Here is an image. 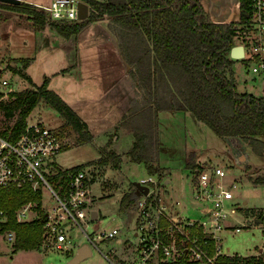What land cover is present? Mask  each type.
<instances>
[{"label": "trees", "instance_id": "1", "mask_svg": "<svg viewBox=\"0 0 264 264\" xmlns=\"http://www.w3.org/2000/svg\"><path fill=\"white\" fill-rule=\"evenodd\" d=\"M87 14L80 20L57 21L31 2L17 4L0 1V7L12 9L29 20V27L41 29L48 25L59 35H76L85 25L107 17L108 29L117 39L134 96L122 124L131 127L134 135L127 155L131 161L143 163L154 173L159 156L158 112L180 110L192 114L196 120L207 125L221 138L236 137L251 147L257 155L264 154V94L254 95L247 90H238L234 74L237 60L230 57L235 45V22H214L200 0H86ZM247 0H239L238 22L249 17ZM237 22V23H238ZM29 58H15V73L31 84L30 88L10 93V99L0 103V111L6 119L15 120L0 130L3 137L14 141L27 124L26 117L44 100L65 119L76 136V143L92 141L89 127L66 100L48 87L47 79L35 83L27 75ZM133 122V124H132ZM132 124V125H131ZM241 147L235 148L236 157L246 158ZM101 155L91 161L100 167L111 164L120 166L122 154L101 148ZM242 155V156H241ZM82 165L57 168L59 174L52 176L53 187L64 188L68 169ZM197 168V167H196ZM251 176V173L249 174ZM250 179L255 184H264V175ZM134 185V183H133ZM135 186V185H134ZM142 193L126 191L120 198V210L129 207ZM27 202H35L39 216L30 221H18L15 211ZM1 205L6 209V228L16 234L17 249L34 250L42 245L43 220L42 194L29 186L17 187L3 193ZM252 213H250V216ZM212 251V244L209 246ZM223 264H264V257L256 255L219 256ZM176 264H198L183 261Z\"/></svg>", "mask_w": 264, "mask_h": 264}, {"label": "rangeland", "instance_id": "2", "mask_svg": "<svg viewBox=\"0 0 264 264\" xmlns=\"http://www.w3.org/2000/svg\"><path fill=\"white\" fill-rule=\"evenodd\" d=\"M22 1L45 4L50 0ZM200 1L205 4L209 12H212L213 20L229 18L231 21L226 22L238 24L240 8H238L236 0ZM80 3H85L89 8L88 1L80 0ZM32 4L38 8L37 4ZM224 12L227 13L226 17H224ZM27 28H29V20L24 15L12 9L0 7V72H8L11 75L12 73L18 74L13 69L18 65L14 61L15 58L30 57L35 53L34 32ZM240 41V38H233L235 45L241 43ZM49 57L52 58L40 57L31 65L30 72L37 81H41V76L49 69H57L63 65L58 54ZM244 63L245 60L239 59L233 67L238 90H247L254 95L262 93L263 95L264 72L252 73ZM20 77L17 79L13 75L12 78L10 77L14 80L13 84L10 83L13 87L12 92L23 90L21 87L24 86V78ZM28 87L30 88L31 84ZM8 97L7 100L10 99V94ZM160 116L161 119L165 117L163 114ZM14 118L15 116L12 119H6L3 112L0 111V130L5 129L6 125H12ZM169 118L171 120H159L157 127L160 151L158 160L154 163V167L157 168L154 173H150L144 164L133 163L127 152H122L125 157L124 160H121L118 168L111 164L100 167L97 163H91L101 155L100 149H97L91 142L76 143L77 135L70 126L65 124L64 117L49 103L40 100L26 117L27 123L40 121L48 128L52 127L57 130L63 144L62 149L55 157L56 164L60 168L67 169L76 165L90 166L92 169L91 182L88 186L90 199L87 201V205L92 213L95 211V215L92 217V213L89 214L92 220H86V223L83 224L86 233L80 227H75L73 235L68 237L65 234L66 241L63 242L62 248L57 247L56 234L43 235L42 245L34 250H15V239L11 242L7 241L5 237H1L0 264H68L77 246L84 243L91 244L92 254L74 264H127L129 248L133 245L130 242L135 239L132 233L136 211L132 210L134 209L133 204L120 210L119 201L122 193L135 190L134 181L150 175L156 180L152 185H156L155 193L162 201L168 204L172 203L171 199L183 201L188 194V185L193 170H207L212 166H222L227 172L225 179L227 181L234 180L236 183L231 203L233 202L237 209L229 208L230 212L226 217L227 227L220 232V255L245 256L253 254L257 257H264V184H255L250 179V177L253 179L261 174L264 175V154L257 155L252 151H249L248 154L245 151L246 158L236 157L232 153L227 139L217 136L202 122L198 125L190 121L185 122L182 114H176ZM127 128L131 130V127ZM120 140L119 149L127 151L129 141L124 137H121ZM241 150L244 153L240 148ZM158 161L162 167L159 166ZM250 173L251 176H249ZM165 178L168 179V184L164 183ZM56 205L57 201L52 196L51 190L44 189L42 210L48 212L51 207ZM125 209H127L126 212ZM250 213H252L251 216ZM39 214V210L36 211V214L34 210L30 211L29 216L25 217V221H30L38 217ZM189 214L195 216L192 211ZM236 226L241 229L235 231L234 227ZM112 228L120 229L116 239L96 238V233ZM46 230L49 231V227ZM89 237L96 240L98 248L92 244ZM118 239L121 242L122 240L126 241L121 244ZM65 246L67 247L65 248Z\"/></svg>", "mask_w": 264, "mask_h": 264}, {"label": "built area", "instance_id": "3", "mask_svg": "<svg viewBox=\"0 0 264 264\" xmlns=\"http://www.w3.org/2000/svg\"><path fill=\"white\" fill-rule=\"evenodd\" d=\"M247 1L248 19L235 24L234 37L240 38L244 47L243 57L239 59L245 60V67L252 73L264 72V0ZM37 6L53 20L81 19L80 0H50ZM10 83L4 74H0V103L9 98L12 92ZM62 146L57 130L40 121L27 123L14 141L0 133V238L13 242L16 237L14 230L5 227L8 215L1 205V197L3 193L22 186L39 190L42 196L44 189L51 190L57 205L48 212L43 210V235L56 234L58 248H62L66 241L65 234L69 237L75 233V227L86 233L83 224L92 220V210L87 205L92 169L89 165L68 169L64 188L53 187L51 177L59 174L55 157ZM226 174L222 166L193 170L191 203L186 213L181 210L178 200L168 204L157 196L156 185H152L156 180L152 176L142 177L139 181L149 186V192L140 193L133 202L136 217L132 235L135 239L130 242L133 245L129 248L127 264H176L183 261L222 264L218 261L221 256L220 232L227 227L229 208L237 209L231 203L236 183L227 181ZM33 210L36 214L35 202L21 205L15 211L16 219L25 220ZM190 211L194 217L190 216ZM240 229L234 227L235 231ZM119 232V228L100 231L96 238L116 239ZM89 239L98 248L96 240ZM125 241L118 239L121 244Z\"/></svg>", "mask_w": 264, "mask_h": 264}, {"label": "crops", "instance_id": "4", "mask_svg": "<svg viewBox=\"0 0 264 264\" xmlns=\"http://www.w3.org/2000/svg\"><path fill=\"white\" fill-rule=\"evenodd\" d=\"M30 2L40 3L35 1ZM201 3L205 9V4L203 2ZM238 3L239 0H236L237 5ZM207 11L209 17H211V20L214 22L221 23L224 21H231L229 18L213 20L212 12H209L208 9ZM226 16L227 13L224 14V17ZM108 22L109 19L107 17L98 19V21L89 22L81 28L78 34L69 37L59 35L48 25L41 29H32L29 27L34 32L35 53L30 56L31 59L25 72L37 84H41L44 78H48V87L58 93L63 100H66L75 112L86 121L91 134H93L92 141L90 142L97 149L103 147L111 149L118 154L121 153L122 160H124L125 155L122 152H128L132 147L134 135L127 126L122 124V121L124 118L123 115L128 113L134 91L128 75L129 66L121 55L117 39L110 29H108ZM56 54L60 56L61 64L63 65L59 66L57 69H49L41 76V81L34 79L30 72L31 65L39 60L40 57L43 58L44 56H48V58H52L49 56H55ZM0 74H4L12 84L14 82V80L11 79L12 75L16 76V79L20 77L19 74L12 73L11 75L8 72H0ZM23 85L24 86L21 87L22 89L29 88V83L26 79H24ZM161 114L165 115V117L162 118L165 121L171 120L169 117H173L176 114H182V118L185 122L190 121L197 125L201 123L196 120L192 114L186 111L161 110L157 114L158 124L159 120H162L160 118ZM121 137L127 138L129 141L127 151L119 149ZM261 137L264 139V135ZM226 139L229 147L232 149V153H235V148L238 147H243L248 154L249 151H252L251 147L244 145L239 138L226 137ZM157 163L162 167L159 161ZM141 178L142 177L138 178L136 181ZM164 183H169L167 178H165ZM191 192L192 186L189 183L186 199L183 201L171 199L170 202L173 203V201L178 200L181 210L186 213L191 203ZM166 199L169 200L167 197ZM126 210L127 209L124 211L126 212ZM78 247L79 246H77V248ZM259 250L260 248L258 251Z\"/></svg>", "mask_w": 264, "mask_h": 264}, {"label": "water", "instance_id": "5", "mask_svg": "<svg viewBox=\"0 0 264 264\" xmlns=\"http://www.w3.org/2000/svg\"><path fill=\"white\" fill-rule=\"evenodd\" d=\"M5 3H13L17 4L22 0H0ZM88 6L85 3H80L79 12L81 13V18L87 14ZM244 54V47L243 44L239 43L232 47L230 51V57L235 60H239L242 58ZM134 185L139 189L143 194H147L149 192V186L141 183L139 180L134 182ZM95 215V211H93V216ZM91 254V247L88 243H84L79 246L76 251L71 255L68 264H74L82 261L83 259L87 258Z\"/></svg>", "mask_w": 264, "mask_h": 264}]
</instances>
